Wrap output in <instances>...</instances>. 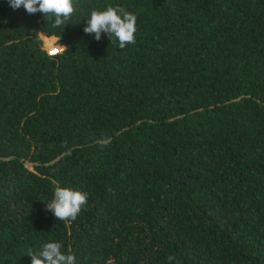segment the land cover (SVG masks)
<instances>
[{"label":"trees","instance_id":"16d2710c","mask_svg":"<svg viewBox=\"0 0 264 264\" xmlns=\"http://www.w3.org/2000/svg\"><path fill=\"white\" fill-rule=\"evenodd\" d=\"M109 5L135 44L84 32ZM74 6L53 27L0 0V264L48 242L76 264H264V0ZM57 186L89 193L75 221L46 211Z\"/></svg>","mask_w":264,"mask_h":264},{"label":"clouds","instance_id":"9594fccd","mask_svg":"<svg viewBox=\"0 0 264 264\" xmlns=\"http://www.w3.org/2000/svg\"><path fill=\"white\" fill-rule=\"evenodd\" d=\"M8 3L14 10L23 7L28 14L40 13L49 21L54 17L53 27L65 25L76 11L74 0H8ZM84 32L94 34L96 41L107 34L111 43L115 38L119 41V47L124 49L136 42L137 16L119 5H109L106 10L91 12ZM59 47L67 50L61 43ZM88 199V192L57 186L53 199L46 204V211H50L57 220L75 221ZM63 247L60 242H48L37 251L29 250L27 256L31 257V264H76L75 254L65 253Z\"/></svg>","mask_w":264,"mask_h":264},{"label":"rangeland","instance_id":"374dc122","mask_svg":"<svg viewBox=\"0 0 264 264\" xmlns=\"http://www.w3.org/2000/svg\"><path fill=\"white\" fill-rule=\"evenodd\" d=\"M42 38L44 39L43 40L44 41V48L49 54H51V55L57 54V53H54V51H53V49H55V48L59 49L58 53H61V52H63L65 50V49L60 48L59 46H57L58 40L56 38H54L50 42L51 47H49V45L47 44V41H46L45 37H42Z\"/></svg>","mask_w":264,"mask_h":264}]
</instances>
